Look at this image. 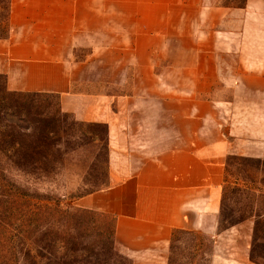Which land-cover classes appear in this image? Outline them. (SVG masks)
Instances as JSON below:
<instances>
[{
	"label": "crops",
	"instance_id": "1",
	"mask_svg": "<svg viewBox=\"0 0 264 264\" xmlns=\"http://www.w3.org/2000/svg\"><path fill=\"white\" fill-rule=\"evenodd\" d=\"M0 74L105 125L108 185L81 204L114 218L127 254L192 229L213 264H259L236 241L251 228L217 217L228 158L264 159V0H9Z\"/></svg>",
	"mask_w": 264,
	"mask_h": 264
},
{
	"label": "rangeland",
	"instance_id": "2",
	"mask_svg": "<svg viewBox=\"0 0 264 264\" xmlns=\"http://www.w3.org/2000/svg\"><path fill=\"white\" fill-rule=\"evenodd\" d=\"M243 2L220 0L231 6ZM3 80L2 75L0 84ZM30 100L33 116L53 134L36 147L33 164L22 170L2 167L0 264H213V239L192 229L173 231L159 254H127L114 238V218L81 204L84 196L108 185L110 156L105 125L62 111L55 93ZM8 180L21 186L23 195L18 204ZM242 221L244 229L250 227L252 233L249 239L236 241L248 242V257L264 264V159L231 156L217 228L224 230ZM199 243L203 251L196 256L193 245Z\"/></svg>",
	"mask_w": 264,
	"mask_h": 264
},
{
	"label": "trees",
	"instance_id": "3",
	"mask_svg": "<svg viewBox=\"0 0 264 264\" xmlns=\"http://www.w3.org/2000/svg\"><path fill=\"white\" fill-rule=\"evenodd\" d=\"M8 15L9 0H0V38L7 33ZM51 94L53 93L12 91L6 87L5 80L0 84V173L3 172L4 166L22 170L25 166L33 164L36 160V147L53 134L50 127L39 124L41 120L33 116L30 104V98L33 96ZM25 147H28L26 151ZM7 183L18 204L21 194L23 195L21 186L12 180ZM177 230L179 229L174 232ZM193 249L196 256L198 252L203 251L201 243L193 245Z\"/></svg>",
	"mask_w": 264,
	"mask_h": 264
}]
</instances>
